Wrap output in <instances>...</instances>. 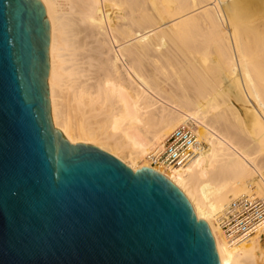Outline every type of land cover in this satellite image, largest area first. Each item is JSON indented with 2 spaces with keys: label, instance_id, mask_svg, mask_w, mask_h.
<instances>
[{
  "label": "bare ground",
  "instance_id": "bare-ground-1",
  "mask_svg": "<svg viewBox=\"0 0 264 264\" xmlns=\"http://www.w3.org/2000/svg\"><path fill=\"white\" fill-rule=\"evenodd\" d=\"M42 1L54 128L170 180L221 264H264V223L241 240L222 226L233 202L264 201V0ZM183 126L191 159L154 166Z\"/></svg>",
  "mask_w": 264,
  "mask_h": 264
},
{
  "label": "water",
  "instance_id": "water-1",
  "mask_svg": "<svg viewBox=\"0 0 264 264\" xmlns=\"http://www.w3.org/2000/svg\"><path fill=\"white\" fill-rule=\"evenodd\" d=\"M42 0H0V264H221L165 176L54 128Z\"/></svg>",
  "mask_w": 264,
  "mask_h": 264
},
{
  "label": "built area",
  "instance_id": "built-area-1",
  "mask_svg": "<svg viewBox=\"0 0 264 264\" xmlns=\"http://www.w3.org/2000/svg\"><path fill=\"white\" fill-rule=\"evenodd\" d=\"M197 138L193 127L183 126L176 130L166 141L164 151L154 166L160 164L169 166L185 165L197 148ZM264 223V201L249 202L239 199L233 202L225 211L222 226L234 240L247 239Z\"/></svg>",
  "mask_w": 264,
  "mask_h": 264
},
{
  "label": "rangeland",
  "instance_id": "rangeland-1",
  "mask_svg": "<svg viewBox=\"0 0 264 264\" xmlns=\"http://www.w3.org/2000/svg\"><path fill=\"white\" fill-rule=\"evenodd\" d=\"M211 5H212V6H211ZM213 5H214V4H213V2H212V4L210 3L209 6H207V8H209V7L211 8V7H213ZM197 12H198V11H197ZM197 12H196V13H197ZM199 12H200V10H199Z\"/></svg>",
  "mask_w": 264,
  "mask_h": 264
}]
</instances>
